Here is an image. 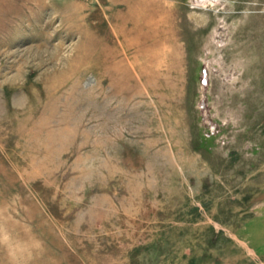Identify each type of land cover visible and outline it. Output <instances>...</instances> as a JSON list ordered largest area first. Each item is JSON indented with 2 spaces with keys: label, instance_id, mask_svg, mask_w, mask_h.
Wrapping results in <instances>:
<instances>
[{
  "label": "rangeland",
  "instance_id": "rangeland-1",
  "mask_svg": "<svg viewBox=\"0 0 264 264\" xmlns=\"http://www.w3.org/2000/svg\"><path fill=\"white\" fill-rule=\"evenodd\" d=\"M122 1L0 0V264H264V0Z\"/></svg>",
  "mask_w": 264,
  "mask_h": 264
},
{
  "label": "bare ground",
  "instance_id": "bare-ground-1",
  "mask_svg": "<svg viewBox=\"0 0 264 264\" xmlns=\"http://www.w3.org/2000/svg\"><path fill=\"white\" fill-rule=\"evenodd\" d=\"M104 1L105 0H96L98 6H100V9H101ZM218 1L219 0H200V2H202L204 4H211V5H215L216 2H218ZM120 6H121L123 13H124L123 16L118 15L115 18L112 17L111 24H110V25H112V31H113V41H114L113 46L117 49L115 58L117 56L120 57L121 53L125 52V54H127L129 51L127 49V45H126L127 39H126L125 35H127V34L123 31L122 27L118 23L121 20L120 17H123V19H122L123 22H124V20H126L128 18L127 13L138 14V16L140 17L144 27L145 26L149 27V25L151 23H153L156 34L160 36V40L157 43V45L163 46L167 43V41H169L171 39V34L173 33L171 31L172 24L167 20H169L171 18L172 5L167 0H134V1L133 0H123L121 2ZM204 7H205V5H204ZM104 10L105 9H101L100 13H102V11L103 12L106 11V10L105 11ZM184 19L188 23L197 21V20H193L191 18H186V17ZM184 19L182 18V22H186V21H184ZM142 24H141V27H142ZM207 25L205 26V28L207 27ZM201 30H204V29H201ZM116 44L119 45L120 48L117 47ZM171 50H172V52H170ZM175 50L176 51L178 50V45H174L169 51L163 50V54L159 57V59L161 60L159 65H164L163 62H165V64H169V62L174 61L173 59H174L175 54L173 52ZM155 67L159 69L158 65ZM114 70H115V72H113L111 74L113 79H115V77L117 76V72H120V70H118L117 68H115ZM161 71L162 70H160L158 72V74H160ZM163 73H164V71H163ZM205 83H206V78H205ZM45 125H46V123L39 122L37 124V127L34 130L30 131V133H28L26 138L29 139L28 140L29 144H33V145L35 144V145H38L41 147L42 146L46 147V145H51V144L57 143L59 140L65 138L64 136L58 137L55 134L53 129H51L48 132L44 131L43 128L45 127ZM65 140H67V139L65 138ZM35 145H34V147H35ZM116 170H117V174H118V170L121 171V168L116 167ZM112 174H113V176L116 175V174H114V172H112Z\"/></svg>",
  "mask_w": 264,
  "mask_h": 264
}]
</instances>
